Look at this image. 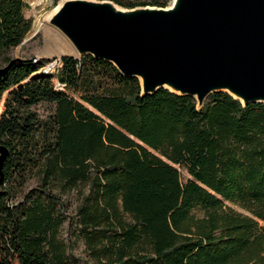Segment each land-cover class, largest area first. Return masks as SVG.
<instances>
[{
  "label": "trees",
  "instance_id": "obj_1",
  "mask_svg": "<svg viewBox=\"0 0 264 264\" xmlns=\"http://www.w3.org/2000/svg\"><path fill=\"white\" fill-rule=\"evenodd\" d=\"M24 7L0 0V51L29 30ZM4 59L0 264H264L263 101L216 90L197 108L168 88L140 93L139 78L92 53L61 54L53 73ZM41 101L45 116L31 107Z\"/></svg>",
  "mask_w": 264,
  "mask_h": 264
},
{
  "label": "water",
  "instance_id": "obj_2",
  "mask_svg": "<svg viewBox=\"0 0 264 264\" xmlns=\"http://www.w3.org/2000/svg\"><path fill=\"white\" fill-rule=\"evenodd\" d=\"M73 2L101 7L112 23L128 27L127 34L137 33L139 52L133 56L113 39L85 38L62 13ZM48 20L68 36L77 55L92 53L139 78L140 93L168 88L192 95L197 108L216 90L242 105L264 102V0H169L165 6L133 7L113 0H60ZM150 75L155 79L149 82ZM4 152L0 145V166Z\"/></svg>",
  "mask_w": 264,
  "mask_h": 264
},
{
  "label": "rangeland",
  "instance_id": "obj_3",
  "mask_svg": "<svg viewBox=\"0 0 264 264\" xmlns=\"http://www.w3.org/2000/svg\"><path fill=\"white\" fill-rule=\"evenodd\" d=\"M25 7L23 14L26 18L31 20L29 30L24 35L23 39L12 47L4 51H0V65L5 63L4 56L10 58L18 57V59H30L36 69L35 72H55L59 66V57L61 54L77 55L70 43V40L66 34H64L60 28L56 27L50 20L43 19L50 14V12L57 5L60 0H24ZM134 1V0H128ZM164 1L165 0H159ZM47 23H46V22ZM47 28V31H45ZM70 49L71 51H66ZM2 107V99L0 100V108ZM41 116H45L48 110L52 107L49 102H38L31 105ZM182 175H185V170L181 169ZM35 178H30L24 184V190L29 189L35 184ZM64 202V212L68 216L74 213L75 206L77 204V192L71 190L65 192L62 196ZM230 206L241 210L236 204L232 203ZM67 216V217H68ZM67 219L61 227L62 236L69 239ZM72 252L79 256L85 257V251L81 240H77L72 244Z\"/></svg>",
  "mask_w": 264,
  "mask_h": 264
},
{
  "label": "bare ground",
  "instance_id": "obj_4",
  "mask_svg": "<svg viewBox=\"0 0 264 264\" xmlns=\"http://www.w3.org/2000/svg\"><path fill=\"white\" fill-rule=\"evenodd\" d=\"M62 13L64 16H67L68 19L72 21V23L76 26L75 27L76 30L80 34L85 36V38L99 39V40L107 38L109 42H112L113 39V43L116 44L119 41L121 47L123 46L124 49L129 51V53H131L133 56L139 52L138 49L137 51L135 50L137 48V45L134 46L137 42V36H138L137 33L136 34L128 33L129 34L128 35L126 32L128 31V27L121 25V27L119 28L116 25V23L114 22L112 23V21H114V18H112V16L109 13L103 11L101 7L91 5L90 3L87 4L81 2H73L69 6H67ZM49 15L50 14H48L43 19V21L44 20L48 21ZM45 31H47V28ZM114 39H116V41H114ZM66 51H71V50L67 49ZM150 73H154V71L152 72L151 70ZM141 77L143 78L142 75ZM154 79L155 76L151 77L150 75L147 81L149 80L150 82ZM143 85H145L144 78H143Z\"/></svg>",
  "mask_w": 264,
  "mask_h": 264
}]
</instances>
